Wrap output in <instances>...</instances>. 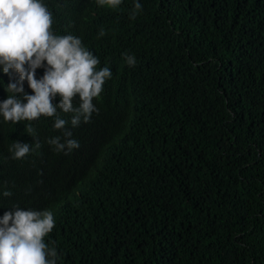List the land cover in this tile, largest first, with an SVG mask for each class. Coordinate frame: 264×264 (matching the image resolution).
Returning a JSON list of instances; mask_svg holds the SVG:
<instances>
[{"label":"trees","instance_id":"16d2710c","mask_svg":"<svg viewBox=\"0 0 264 264\" xmlns=\"http://www.w3.org/2000/svg\"><path fill=\"white\" fill-rule=\"evenodd\" d=\"M138 2L132 20L134 0H43L55 34L81 38L112 77L99 113L69 125L80 148L67 155L41 117L42 147L12 159L29 122L0 116V218L52 210L57 264H264V0ZM8 83L0 71V103Z\"/></svg>","mask_w":264,"mask_h":264},{"label":"clouds","instance_id":"9594fccd","mask_svg":"<svg viewBox=\"0 0 264 264\" xmlns=\"http://www.w3.org/2000/svg\"><path fill=\"white\" fill-rule=\"evenodd\" d=\"M123 0H97L101 7L118 8ZM142 4L134 0L130 19L135 20ZM54 16L43 0H0V71L9 76L8 95L0 103V116L13 124L29 122L25 132L33 143L13 141L9 152L14 160H23L42 145L32 122L41 117L54 118L53 128L62 133L50 137L46 143L57 153L65 155L78 150L80 143L73 138L71 128L89 123L99 109L94 98L103 92L112 72L105 66L98 70L99 59L72 34L57 35L53 31ZM106 32L101 28L98 38ZM127 65L134 67L136 58L122 54ZM44 74L36 78V70ZM27 83L31 95L24 90ZM59 102L54 103L56 97ZM78 97L79 106L73 101ZM71 114L70 120L59 112ZM3 197H11L5 190ZM55 208V207H54ZM55 227L52 210L21 209L15 207L0 218V264H57L59 259L54 242H45Z\"/></svg>","mask_w":264,"mask_h":264}]
</instances>
